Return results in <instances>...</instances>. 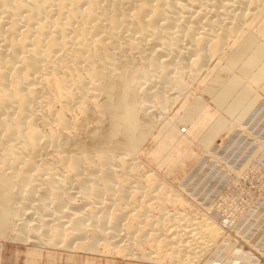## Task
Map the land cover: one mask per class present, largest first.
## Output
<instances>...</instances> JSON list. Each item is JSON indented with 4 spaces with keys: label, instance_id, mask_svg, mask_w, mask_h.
<instances>
[{
    "label": "bare ground",
    "instance_id": "obj_1",
    "mask_svg": "<svg viewBox=\"0 0 264 264\" xmlns=\"http://www.w3.org/2000/svg\"><path fill=\"white\" fill-rule=\"evenodd\" d=\"M263 15L264 0H0V237L115 250L142 223L138 242L151 235L168 260L195 264L219 230L166 210L154 178L141 186L138 141L159 128L168 152L203 118L206 149L240 123L256 101L243 79L264 85V43L245 30ZM190 85L230 103L231 123L200 95L184 100ZM143 207L158 216L145 222Z\"/></svg>",
    "mask_w": 264,
    "mask_h": 264
},
{
    "label": "rangeland",
    "instance_id": "obj_2",
    "mask_svg": "<svg viewBox=\"0 0 264 264\" xmlns=\"http://www.w3.org/2000/svg\"><path fill=\"white\" fill-rule=\"evenodd\" d=\"M259 19L257 20V22L254 23V25L251 24L250 26H248L250 28L252 27L251 29L247 28L245 30L247 32L250 31V34H252V35L254 34V36H258L260 41H262L264 43V33L262 35H260L258 32L259 23L260 24H261V22L264 23V21H263L264 15L261 17L260 20ZM233 73L236 77L242 78L241 76H238L239 73L237 72V70H234ZM252 76H253V74H252ZM253 78H255V76L252 78L250 76L249 79L244 78L243 80L246 82V84L248 86H250L251 93L252 94L255 93L254 94L255 98H253V95L251 94L252 95L251 99L252 98L256 99V101L252 99L253 100L252 102H254L253 104H252V102H250V103L248 102L250 105L247 104V107H246V110L243 114L242 120L240 121V123H238V125H235V127L232 130L231 129L229 130V128L223 127V129L224 128H226V129H224L222 131L221 135H219L217 137L215 143L217 141L225 138V136L228 135L231 131H233L236 127L239 128L242 124H245L246 120H248L249 118H252L254 113L258 112L257 100L261 96L262 92H264V85L261 83H257L255 81H253V80H255ZM195 95L201 96V98L203 100L204 107H205L204 112L207 111L205 114L208 113L207 115H209L212 119H213V117H215V118H218V117L221 118L222 117L221 119H222V121L224 120L223 122H224L225 126L228 125V123L229 124L231 123L232 116L229 113L230 109H231L230 103L227 104L228 102H226V101L224 102V100L221 98L220 99L219 98H216V99L211 98L210 99V96H206L200 92L197 85H190L188 87L187 93L184 97V100L191 101ZM170 104H172V103H170ZM173 104L174 105H169V107H168L169 111L167 110V113H169L168 116H170V117L175 115V113L178 110V107L180 105V103H178V102H176V104L175 103H173ZM199 121L200 122H196L197 124L195 123L194 125H192L193 127L191 128V131L188 130V131H186V133L180 132L181 134L178 133L174 137L171 136L168 139V142L171 145V146H169V144H168V146L171 148L170 150H168L169 148L167 149L168 152L164 151L165 149L163 146V142H161V139L159 138L160 141H159V139H157L159 131H160L159 128H156V127H154V129H152L153 127L150 128L149 137L144 136V137L140 138V140L138 141V147L139 148H137L138 150L136 151L137 154H136V157L134 160L135 164L138 165L136 168L142 169V170L137 169V173H138L137 178L140 180L141 179L140 177H142V179L140 180V184L142 187L146 186L145 184L148 185V182L146 181V180H148L147 177H151L152 179L154 178L153 180H154V182H156V185H158V188H159L158 193H162L166 197V200H163V202H162L163 203L162 206H164V208L166 207V210H168V211L171 210L170 211L171 213L176 212L175 210H177V212L179 214L180 213L184 214L185 212L189 213V214L195 213V217H194L195 220H200V218L204 214L199 212L198 210H196L190 202L185 200V198H183L182 195L180 193H178L177 189L180 188L179 184H180V182L181 183L183 182V177L193 167H194V169L198 167L196 169V172L198 170H200L202 166H204V169L206 171L211 169L210 167H208L205 164L199 166L201 160L203 158L211 155L213 148L216 146V144H215V145H212L211 147L209 146L208 148L205 149V148L200 146L201 144L199 142H197V141H199V140H197L198 135L204 134L203 131L205 130V129H202V127H201V125H203V123H204L203 118ZM196 126H197V128H195ZM171 138H174V139H171ZM195 138H196V140H195ZM172 142L173 143L176 142V143L172 146ZM227 152H228V150H226V153ZM226 157H227L226 155L222 156V155L217 154L216 158L224 159ZM161 158H162V160H161ZM198 158H199V161H198ZM157 159H160V161ZM182 163H184V164H182ZM141 181H142V183H141ZM144 181H146V183ZM161 189H163V190H161ZM159 190L162 192H160ZM163 192H165V194ZM155 193H154V195H156ZM172 196H173V198L180 200V202L177 201V203H176L178 205H176V204L173 205L169 202V200L167 201V199H168L167 197L172 198ZM182 203H184L185 206L182 207L181 206V205H183ZM148 210L149 209H144V207L140 209L141 212L145 211V213L149 215L148 219L144 218V220H146L145 222H147V220H150L149 218L151 216H158V212H155L156 210L158 211V209L152 208V210H151V207H150V210L152 212L150 210L149 211ZM131 211H132V213H134L133 210H131ZM128 213L132 215V213H130L129 211L126 214H128ZM152 214H155V215H152ZM196 214H197V216H196ZM128 215H126L127 222L125 219H122V221L125 220L124 221L125 223H123V222L120 223L121 228L123 226L125 227L126 225L130 224L129 222H131L130 218H132V216L131 215L128 216ZM176 216H177V214L175 213V217ZM177 217L176 218L179 221L174 220V221H177L176 223L175 222L174 223L180 225V223H178V222L181 221V217L179 215ZM204 217L207 218L209 221H211L210 218H208L207 216H204ZM176 218H174V219H176ZM141 219H143V218H141ZM165 221H164L165 224L167 222H168L167 224H169L168 220H165ZM170 224H171V222H170ZM182 224H183V220L181 221L180 226H182ZM213 224H215V223H213ZM156 225H159V224H156ZM120 226H119V228H120ZM140 226H142V223L139 225V227ZM215 226L219 230V234H218L219 237L216 239L217 242L215 241L214 244H211L209 246V248L207 249L208 251L206 250L204 252V254L201 257H199L201 260L199 259L198 261L195 262V264H202V262L204 261L206 255L210 252V250H212L213 248L218 246V243L221 239L222 231L216 224H215ZM126 227L122 230L120 228V230H121L120 233L125 234L123 230H125V232H129V230H126ZM133 227H135V226H133ZM136 227H137V225H136ZM139 227H137V229L134 228V230H132V232L136 230L134 232L135 235H134V233H132V234L130 233L131 236L133 237V240L131 238L132 242H130L129 238L127 239V237L125 236V238H123V240H122L123 242L120 241L117 243V246L118 245L119 246L115 250H112V248H111L113 245H109V246L106 245L107 246L106 247L105 243H103L102 240H99V242H97V244H96L97 248L95 250H89V249L80 247L79 244H77L81 240L80 241L78 240V242L76 240L75 244L73 243L72 245H69V246H60V245L55 246V245H49V244L48 245L47 244L46 245H44V244H35L34 245V244L25 243V242L23 243L22 241H16V240L13 241V239L11 237H8V238L0 237V264H179L177 261L168 260L167 258H165V256H163L161 254L162 252L159 250V247L154 246L151 243V241H150L151 235H150V239L138 242V240L140 238L139 236L143 235L141 230L145 227V225L143 224V226L141 228H139ZM137 230L139 231L140 235H139ZM130 232H131V228H130ZM136 233L138 235H136ZM124 239H126V240H124ZM141 239H142V236H141L140 240ZM87 240H85V241H87ZM127 247H130L129 249H130V251H132V253L130 255H128L127 257H125V255L123 254V249L125 250V248H127ZM117 250L120 253H118ZM156 251L157 252L160 251V253H157ZM155 254H157V255L155 256ZM158 254H160V255H158ZM143 255H145V256L146 255L147 256L152 255V256L151 257L148 256V258H147V256L144 257ZM161 255H162V258L164 257L163 259L161 258ZM180 257L181 256L179 255L178 258H180ZM185 257H184V259H187Z\"/></svg>",
    "mask_w": 264,
    "mask_h": 264
},
{
    "label": "built area",
    "instance_id": "obj_3",
    "mask_svg": "<svg viewBox=\"0 0 264 264\" xmlns=\"http://www.w3.org/2000/svg\"><path fill=\"white\" fill-rule=\"evenodd\" d=\"M257 104L252 118L200 159L211 169L193 167L177 189L222 231L202 264H264V92Z\"/></svg>",
    "mask_w": 264,
    "mask_h": 264
}]
</instances>
